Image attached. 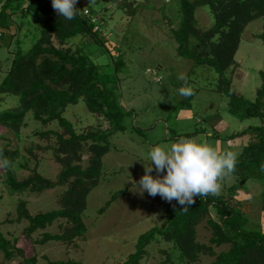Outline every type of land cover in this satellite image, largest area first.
I'll return each mask as SVG.
<instances>
[{
    "label": "trees",
    "instance_id": "obj_1",
    "mask_svg": "<svg viewBox=\"0 0 264 264\" xmlns=\"http://www.w3.org/2000/svg\"><path fill=\"white\" fill-rule=\"evenodd\" d=\"M179 5L180 19L177 22L165 16L171 37L177 43L178 55L192 61L195 67H206L216 72L218 82L214 91L228 98L231 115L239 120L260 119L262 123L224 137L232 141L245 136L249 138L232 174L236 178L234 185L225 188L223 185L221 193L216 196L196 197V203L186 210L175 200L166 201L165 225L153 227L140 235L135 252L114 264H143L149 256V246L161 242L172 246L170 250L161 251L166 256L162 264H197L204 255L214 258L208 264H264L262 226L251 221L246 213L251 201L237 197L238 193L243 197L250 196L247 183L257 182L263 188L264 211V74L254 102L234 90L233 86L239 67L236 56L243 35L251 23L264 18V0H179ZM0 7V26L7 29L10 22L14 24L15 14L22 18L38 16L43 19L39 35L33 36L28 50L22 48L20 40L22 23L17 25L20 34L13 63L0 80V126L13 137H4V143L0 144V161L4 158L10 161L8 167H0V187L4 186L5 193L12 197L27 193L41 195L58 187L64 188L57 198V208L44 213L32 214L29 202L19 199L17 218L8 222H27L20 238L6 237L0 224L3 264L15 259L19 260L17 264H38L37 245L54 242L74 246L78 240H85L87 226L84 213L88 197L101 183L103 158L111 152V138L126 131L124 119L128 112L120 104L115 77L126 62L121 54L117 59L112 57L115 70L111 75L94 61L92 53L86 51L89 41H95L104 48L107 42V39L100 38L101 27L90 9L82 10L77 4L81 11L74 19L67 20L53 10L52 0H0ZM202 7H207L214 18V25L209 29L198 26L196 12ZM85 10L89 15L84 13ZM78 37L82 38L81 42L73 43L72 40ZM256 38L264 41V33ZM151 73L155 74L156 70ZM187 77L189 79L190 75ZM182 85L183 82L180 87ZM196 93L197 90L182 104L188 105ZM81 100L92 114L107 121L109 127H89L76 132L64 114L69 106L77 105ZM29 113L41 124L34 136L45 145L35 143L20 147ZM54 122L58 123V128L49 130ZM41 152L50 153L59 165L60 172L55 179L40 172L42 160L38 153ZM85 156L88 157L86 164ZM32 163L34 168H31ZM19 171H28L29 175H21ZM114 200L115 197L99 210V214L103 215ZM204 220L212 229L209 245L195 241L197 227ZM57 222H61L59 232H48ZM41 231H45L41 239H34V235ZM24 242L33 255L28 256L26 249L19 246ZM224 245L229 246L228 250L217 253L215 248ZM48 264L82 263L69 260L50 261Z\"/></svg>",
    "mask_w": 264,
    "mask_h": 264
},
{
    "label": "rangeland",
    "instance_id": "obj_2",
    "mask_svg": "<svg viewBox=\"0 0 264 264\" xmlns=\"http://www.w3.org/2000/svg\"><path fill=\"white\" fill-rule=\"evenodd\" d=\"M77 4L82 10L87 8L94 11L101 27L99 36L107 39L106 48L89 41L86 51L92 53L94 61L111 75L115 70L112 57L117 59L121 54L126 62V66L115 74L120 104L128 112L124 119L126 131L118 132L111 138V152L103 158L101 183L88 197L84 213L87 226L85 240H78L74 246L54 242L37 245L35 254L39 258L38 264L69 260L82 264H114L125 260L135 252L140 235L153 227L165 225L166 200L159 195L152 197L147 192H141L138 187L139 180L145 174V166L150 164L149 149L160 143L173 142L181 135L193 134L187 137H202L221 150L241 153L248 142L247 136L234 141L224 137L262 123L260 119L239 120L231 115L228 112V98L214 91L218 82L216 72L206 67H195L192 61L178 55L177 43L171 37L165 16L174 22L180 19L179 0H92L91 3L90 0H81ZM196 18L202 29L214 25V18L207 7L198 9ZM13 21L14 24L9 23V29L0 26V33H3L0 39V80L12 66L20 34L18 26L22 23L20 40L22 48L28 50L32 46L33 36L39 35L43 19L38 16L22 18L20 14H15ZM263 33L264 18L251 23L236 56L239 67L235 73L234 90L252 102L256 100L257 90L263 84L264 41L256 38ZM81 40L78 37L72 42L80 43ZM153 70H156L155 74L151 73ZM181 73L190 75L189 83L193 92L197 90L188 105L182 104L187 97L178 92L183 82L178 79ZM64 117L73 123L78 133L89 127H109L108 122L92 114L82 100L77 105L69 106ZM26 123L20 147L35 143L45 145L34 136L41 124L34 120L32 113L28 114ZM57 128L56 122L49 126V130ZM7 136L13 138L9 131L0 126V144L4 143L3 139ZM38 156L42 160L39 168L42 175L55 179L60 167L51 154L41 152ZM87 158L85 156V164ZM31 168H34V163ZM19 174L27 176L29 172L19 171ZM153 175H156L155 171ZM235 183L236 178L232 175L223 185L225 188ZM247 186L250 196L243 197V194L238 193L237 197L251 201L247 215L251 221L264 226L263 188L257 182H249ZM4 188L0 187V224L2 232L10 239L20 238L27 226L26 221L22 224L8 222L17 218L16 206L20 198L29 202L32 214H38L56 209L57 198L64 191V188L58 187L41 195L27 193L12 197L5 193ZM113 197L115 200L110 208L100 215L99 210ZM60 223H55L47 231L58 233ZM262 229L264 231V227ZM44 232L36 233L34 239H41ZM211 237L212 229L204 220L197 227L195 241L209 245ZM19 246L26 249L28 256L33 255L25 242ZM171 247L162 242L152 244L143 264H162L166 256L161 251L170 250ZM228 248V245H224L215 250L219 253ZM213 260V257L204 255L197 264H208ZM18 262L15 259L9 264ZM3 263L4 257L0 253V264Z\"/></svg>",
    "mask_w": 264,
    "mask_h": 264
},
{
    "label": "clouds",
    "instance_id": "obj_3",
    "mask_svg": "<svg viewBox=\"0 0 264 264\" xmlns=\"http://www.w3.org/2000/svg\"><path fill=\"white\" fill-rule=\"evenodd\" d=\"M77 3L78 0H52V8L61 17L72 20L81 11ZM178 79L183 81L179 94L194 95L187 75L181 73ZM239 155L237 151L221 150L202 137L182 136L149 149L150 164L145 166L138 187L152 197L159 195L168 202L175 200L186 210L196 203V197L221 193L224 181L232 178ZM9 165L7 158L0 161V167Z\"/></svg>",
    "mask_w": 264,
    "mask_h": 264
},
{
    "label": "built area",
    "instance_id": "obj_4",
    "mask_svg": "<svg viewBox=\"0 0 264 264\" xmlns=\"http://www.w3.org/2000/svg\"><path fill=\"white\" fill-rule=\"evenodd\" d=\"M0 11H1V7H0ZM84 13H85L86 15H89V11H88V10H85ZM0 37H1V33H0Z\"/></svg>",
    "mask_w": 264,
    "mask_h": 264
}]
</instances>
